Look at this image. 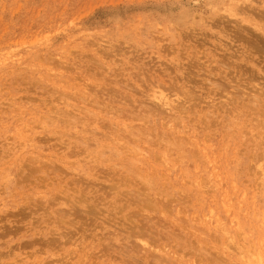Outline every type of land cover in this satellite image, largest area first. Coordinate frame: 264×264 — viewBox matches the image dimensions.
<instances>
[{
  "label": "rangeland",
  "instance_id": "rangeland-1",
  "mask_svg": "<svg viewBox=\"0 0 264 264\" xmlns=\"http://www.w3.org/2000/svg\"><path fill=\"white\" fill-rule=\"evenodd\" d=\"M0 264H264V0H0Z\"/></svg>",
  "mask_w": 264,
  "mask_h": 264
},
{
  "label": "bare ground",
  "instance_id": "bare-ground-1",
  "mask_svg": "<svg viewBox=\"0 0 264 264\" xmlns=\"http://www.w3.org/2000/svg\"><path fill=\"white\" fill-rule=\"evenodd\" d=\"M255 26V25H254ZM258 28V27H257ZM239 85V84H238ZM223 90V89H222ZM164 96V95H163ZM159 97V96H158ZM165 97V96H164ZM163 98V97H162ZM166 98V97H165ZM167 101V100H166ZM163 102V101H162ZM185 109V108H184ZM145 193V192H144ZM77 202V201H76ZM129 206V205H128ZM62 222V221H61Z\"/></svg>",
  "mask_w": 264,
  "mask_h": 264
}]
</instances>
